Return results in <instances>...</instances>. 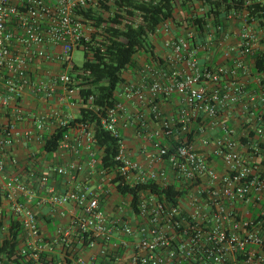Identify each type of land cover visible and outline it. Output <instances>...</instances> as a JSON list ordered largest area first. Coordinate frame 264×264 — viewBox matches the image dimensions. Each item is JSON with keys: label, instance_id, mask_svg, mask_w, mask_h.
Instances as JSON below:
<instances>
[{"label": "built area", "instance_id": "1", "mask_svg": "<svg viewBox=\"0 0 264 264\" xmlns=\"http://www.w3.org/2000/svg\"><path fill=\"white\" fill-rule=\"evenodd\" d=\"M114 1L0 0V112L7 119L0 127V196L24 230L21 254L36 264H53L47 257L53 245L46 242L33 207L37 201L77 209L69 225L58 228V242L68 246L87 240L88 249L100 246L95 264L120 263L119 251L126 245L122 237L134 240L127 264H264V71L257 69L254 58L264 52V27L249 13L264 0H245L228 11L230 26L219 43V64L201 62V52L212 54V42H199L192 29L177 36L166 23L151 37H167L166 62L142 65V82L122 85L117 95L138 101L158 124L149 133L145 114L136 119L139 131L153 142L148 154L153 169L145 170L126 152L120 130L135 121L123 103L101 119L106 131L121 138L116 161L126 184L175 186V204L145 192L136 212L132 196L119 194L112 184L115 172L103 168L93 128L83 124L71 129L57 152L77 159L51 170L73 183L65 193L49 185L47 171L21 176L7 168V151L22 143L43 145L45 135L75 119L81 108H92L93 97L85 105L72 79L73 53L84 49L82 39L89 40L76 12L106 13L102 7H112ZM203 15L198 8L196 16ZM141 20L136 15L124 23ZM213 34L211 30L208 38ZM45 66L47 71L37 74L36 67ZM26 94L43 96L50 105L47 112L32 116L33 124L22 132ZM174 97L179 104L170 113L163 104ZM64 108L76 110L77 116L62 120ZM166 139L175 144L165 145ZM83 152L85 164L78 160ZM83 174L96 177V184L83 182ZM115 192L120 202L109 216L105 205ZM78 263L85 264L82 258Z\"/></svg>", "mask_w": 264, "mask_h": 264}, {"label": "trees", "instance_id": "2", "mask_svg": "<svg viewBox=\"0 0 264 264\" xmlns=\"http://www.w3.org/2000/svg\"><path fill=\"white\" fill-rule=\"evenodd\" d=\"M244 2L245 0H115L112 7L108 5L102 7L108 13L107 15L103 11L98 12L93 9L77 10V19L91 31L89 40L82 39L80 42V46H84L85 61L81 67H74L73 71L76 74L72 79L85 105L88 99L93 97L90 103L92 108H81L75 119L56 128L50 136L45 135L41 153L47 155L57 153L71 129L79 124L87 125L93 128L96 144L102 151L103 168L115 172L112 184L115 185L119 194L132 196V204L136 212L140 196L145 192L154 193L175 204V197L178 194L175 186L163 187L153 182L134 186L126 184L118 170L121 164L116 161L121 138L106 131L101 119L110 108L120 102L117 91L126 83L127 70L141 68L138 65L140 53L143 52L154 62H162L151 38L159 27L172 23L184 29L194 30L199 42L203 44L212 42L213 47L212 54L201 52L199 58H205V64H219L222 58L219 43L224 40V32L230 26L227 13ZM198 8L204 10V15L201 17L196 16ZM178 9L185 13V16H181L180 22L177 18ZM249 13L251 18L258 19L264 27V5L255 4L249 8ZM136 15L142 17L140 23H124V20ZM211 30L214 33L213 37L208 38ZM254 58L257 69L264 71V52L256 53ZM165 143V145L175 144L173 140L165 141ZM9 160L13 165L12 159L9 158ZM22 161L27 162L28 160H21L18 168L21 167L24 172H29L28 164L25 165L21 163ZM4 203L5 199L0 196V209L4 207ZM37 219L40 220L43 217L37 215ZM23 236L24 230L20 222L11 219L9 228L0 241L1 264H36L27 255L21 254ZM87 242V240L83 243L71 241L70 245L62 244V248L58 250L65 252L66 256L78 258L77 246L85 248ZM53 248L56 249L55 246ZM122 253L120 250L119 255ZM47 257L49 258L48 254ZM51 261L55 262L54 256L50 257L49 262ZM99 263L109 264L107 260H100ZM66 264H72L67 257Z\"/></svg>", "mask_w": 264, "mask_h": 264}, {"label": "crops", "instance_id": "3", "mask_svg": "<svg viewBox=\"0 0 264 264\" xmlns=\"http://www.w3.org/2000/svg\"><path fill=\"white\" fill-rule=\"evenodd\" d=\"M171 30L173 29V34H176L177 36H181L183 32L185 31L182 29H177L175 28V25L170 23ZM156 38L160 41L156 44V53L158 57L164 62H166V52L163 48V41L167 38L165 35L160 34L156 37H154L153 40L156 41ZM157 42V41H156ZM160 44V45H159ZM159 46V48L157 47ZM57 52L59 51V48L55 49ZM201 62L205 61V58H201ZM150 63H153L150 58ZM209 61V59H207ZM149 62V61H148ZM147 62V64H149ZM166 64V63H165ZM47 66V65H46ZM37 69L36 67V72L41 73L43 71H47V67ZM56 70V69H55ZM139 70L135 69H129L125 73V79L126 83L125 84H140L142 82L141 75L139 74ZM120 102L123 103L125 107L126 113L130 114L132 118L134 119V123L132 126H130L127 129H121L120 130V135L122 138V141L126 147V152L127 154L135 161L140 162L142 167L145 170H151L154 168V166L150 167V161L148 154L150 151H152V141L148 140L145 138V136L142 134L144 131H139V125L136 122L137 117L141 116L142 114H145V121L147 124V131L149 133L154 132L156 129H158V124L151 119L150 116L146 113L144 107L136 101L135 99L132 100H127L125 98V95L123 96H118ZM25 111L27 112V119L25 121V124H23L19 129L20 131L24 132V130L28 129L32 124H33V117L32 116H37L41 113L47 112V107L50 105V103H47V100L43 96H33L26 94L25 97ZM179 104V99L176 97L170 99L169 101L165 102L163 104V107L166 111L168 112H174L178 108ZM75 112V113H74ZM76 110L74 109H69V108H64L63 109V116L62 120L67 119L68 116L76 115ZM5 116L1 115L0 112V127L2 124H5L7 119ZM58 122V121H55ZM56 124V123H55ZM55 126V125H53ZM142 136H141V134ZM164 140L165 141H168ZM156 141V140H155ZM154 141V142H155ZM170 141V140H169ZM166 144V143H165ZM41 146L42 144L32 142V143H22V144H17L15 147H13L10 151H7V164H8V169H11L15 173L21 174V176H26L28 172H24L23 169L20 167L18 168L19 162L23 159H27L28 161H22L21 163L27 165L28 164V171L31 170H36V172H45L50 174V183L49 185L55 189L56 193H65L66 191L70 190L73 187V183H71L69 180L59 177L54 175L51 170L55 166H62L67 164V162H70L71 160L73 161L74 159H77L75 157L70 156L69 154L62 152V153H55L53 155H47V154H42L41 153ZM143 154L141 155V153ZM15 159L17 160V165H11L10 160ZM82 163H87L88 162V156L83 152V154L78 158ZM20 166V165H19ZM81 180L83 182H87L89 186H94L96 184V177L89 179L90 177H87L86 174L82 175ZM118 201L116 202V200ZM116 202V203H115ZM120 202V197L119 196H113L112 201L108 202L105 205L106 211L109 214V216H112L113 213V208L112 205L119 204ZM37 212V215L39 217H43V219L38 220L40 227H41V232L43 236L45 237V240L47 243L52 244L53 246L56 247L54 252L49 255V261L50 257L54 256L55 257V262L51 261L53 264H66V257L72 262V264H79L78 259L82 258L85 262V264H95L93 261V258L98 257L100 254L101 247L97 246L94 249H88L87 247L85 248H80V246H77L78 250V258H73L71 256H66L65 252H60L58 250L59 248H62L61 244L58 242V235H57V230L60 227H65L69 225V223L78 215L77 209L71 204L67 205L64 208H55L51 206L49 203L47 205H37V201H35L34 206H33ZM13 219L12 214L9 210L8 204L5 202L4 207L0 209V228H5L4 232H0V241L3 237V235L7 232L9 228V222ZM2 222V224H1ZM132 224H135L132 222ZM133 239H128L122 237L121 243L126 244L124 247H121V260L120 263H115V264H127V259L129 258V255L132 252L133 248ZM26 243L25 239V234L22 237V245L21 248H24ZM98 261V259H97ZM126 262V263H125ZM1 264V263H0ZM99 264V263H98Z\"/></svg>", "mask_w": 264, "mask_h": 264}, {"label": "rangeland", "instance_id": "4", "mask_svg": "<svg viewBox=\"0 0 264 264\" xmlns=\"http://www.w3.org/2000/svg\"><path fill=\"white\" fill-rule=\"evenodd\" d=\"M106 15L108 14L107 12L105 13ZM185 16V13H183V12H181L180 11V9H178L177 10V18H178V21L180 22V20H181V16ZM175 28H177V29H182L183 27L182 26H178V24H176L175 25ZM85 34L87 35V36H89L90 35V29L89 28H87V27H85ZM183 30L186 32V30H189V29H184L183 28ZM186 35V33H184L183 32V34H182V36H185ZM157 41V42H156ZM156 41L155 40H153V42L155 43V45L158 43V39L156 38ZM159 43H160V41H159ZM160 45V44H159ZM158 48H159V46H157ZM141 55H140V57H138V65H140V67H142V65L144 66L145 64L147 65V62L148 63H150V60H149V57L146 55V54H144L143 52L142 53H140ZM144 54V55H143ZM72 61H73V64L74 65H76V66H78V67H81L82 65H83V63H84V61H85V52H84V50L83 49H78V50H76L74 53H73V56H72ZM115 196H118L117 194H116V192H115V194H114ZM113 195V196H114ZM113 196L111 195V197H110V200H109V202L110 201H112V199H113ZM120 197V196H119ZM118 201V199L116 200V202ZM115 202V203H116ZM113 204L112 205V208H113V210L112 211H114V209L117 207V205L116 204Z\"/></svg>", "mask_w": 264, "mask_h": 264}]
</instances>
